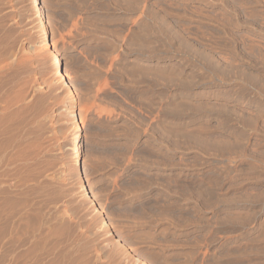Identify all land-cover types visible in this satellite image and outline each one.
<instances>
[{"label": "rangeland", "instance_id": "374dc122", "mask_svg": "<svg viewBox=\"0 0 264 264\" xmlns=\"http://www.w3.org/2000/svg\"><path fill=\"white\" fill-rule=\"evenodd\" d=\"M53 1V5H55L54 14L46 16L48 26L50 25L49 27H51L49 28V30L51 32L53 31L52 33L49 31V38L51 39H49L50 44L51 46L61 45L62 47L64 45V48L73 50L76 53L75 59L78 64V67L74 66L72 68H67V72H69L67 74L69 75L68 77L73 80V84L75 83L73 85V87L75 86V88H72V94L74 96L72 94L67 95L72 96V98L76 102V112L78 113L77 116L79 124L84 129L90 128L88 127V124H90L91 121H93V124L96 125L95 128H93L94 126H92L89 130L85 129L86 133L88 132L87 134H85L87 135L86 137L88 138V141H91V146L95 145L92 147V150H97V153L95 152V154L94 151L89 152L90 155H88L86 159V163L88 162V165H86V174L88 175V179H90L91 181L99 180L102 182H100L99 189L96 188L94 190V194L96 196V202L98 203L97 205L101 207V210H103L102 213L105 217V220L110 222L111 220H113V218L118 220L119 218L121 219L124 216L123 218L126 219L124 224L130 225L129 223L132 222L131 226L132 224L136 226V221H142L134 219L135 214L138 215L139 213L143 215L145 214V216L162 211H170V213H177L178 215H181L183 211L185 212V214L190 215L200 213L206 214V223H203V225L205 226L203 228L205 229V231L207 230L210 232H205L208 236L207 239L202 236V245H200L198 249L196 248L197 252H199V254H196V256H200L205 259V262H202L203 264H221V261L222 264H264V239H258V242L257 238L254 236L258 234V231L255 232V228L259 227L260 222H264V122H262L261 120L262 124H259L257 126L258 129L257 127L254 129L250 128V126H248L247 124L250 120L251 114L253 112L255 113L254 109H248V111H246V109L242 110L238 107L234 108L227 103L229 102V100L226 99L227 97H211L213 95L214 89L222 88L225 90L229 88L225 91H229L230 94L233 93L232 95H238L239 97H244L245 99L248 98L249 100H254L256 102L259 101L258 103L261 102L262 105H264V91L261 85L262 83H264V0H155L150 11L149 9L147 10V8L144 6L142 8L140 7V9L135 11V13L134 10H131V8H129L125 3L123 4L121 0ZM86 6L89 9H87ZM94 14L96 16H94ZM99 15L101 18L97 17ZM155 16H158V18ZM92 17L94 21L92 20ZM104 18H106V20ZM49 19L51 20V22ZM59 19L62 21H60ZM90 21L92 23H96L97 26L92 24ZM89 25L91 26L89 27ZM113 25L114 27H112ZM190 25L194 27H191ZM99 26H104V28L102 29ZM107 26L110 28H108ZM133 28H136L135 30L140 29L137 33H140L141 35H136ZM114 29H117L116 32L114 31ZM104 32H106L107 35ZM175 32H177V34H175ZM52 36L54 37L52 38ZM122 36H125V40ZM132 37H134V42H143L145 43V46L140 48L139 45L135 43H132V47L129 46L128 40ZM88 40L92 41V45H94V48L96 46L97 47L95 49L93 48V46L91 48L87 47L88 49H82L83 47L82 45H80V42ZM180 40L186 41V43L190 45V48L182 45ZM32 43L34 42L31 41L30 43L29 41V43L26 45L28 49L26 50V52H29V49L32 48L30 49L31 53H26L31 57L34 54L39 53V51H41L42 49L39 43ZM35 46L40 47V49L36 48ZM80 48L82 50H80ZM107 49H110L109 52ZM199 51L206 53V55L208 54V56L203 57L199 54ZM158 54L182 56L186 55L185 57L189 61L191 60L190 62L193 66L195 64V67H197V69H204V71L206 72V76L204 77L206 81L202 79L205 82L200 84L201 87H199V91L203 89L201 93L206 92L208 96H205L203 98H194L195 100L192 99L191 101H194L193 103H195L196 107V103H201L200 105L205 107L200 106L196 108L195 105H192L193 107H190L187 110V114L186 112H184V114H176L174 110H171L174 108H172L173 105H170L169 98L172 95L171 91L173 88L178 87L180 90H182L184 88L183 86L181 87V85L173 82L167 83L162 80H154V78L150 77L149 75L145 76L139 74L138 72L136 73L134 70H131L128 67H124V64L128 63L127 59L129 58L137 57L141 60L144 57L148 58V56L150 55ZM240 68L241 70H239ZM249 69H251L252 71ZM48 74L50 73L43 74L44 76H42V82H38L41 83L42 86H44L43 89H47L50 84H54V81H51V74ZM250 74L255 76L252 77ZM256 77L257 79H255ZM80 79L82 80V82L80 81ZM44 80L47 81V84ZM195 81L196 80L194 78V81L189 86L191 91L196 85L194 83ZM38 83L37 86H41V84ZM260 85L261 89L259 88ZM84 90H86L87 92H85ZM56 94L57 92L55 91V94H53V96ZM67 95H64L62 97V100H58H61L60 102L67 101ZM52 99L55 100V98ZM163 100L169 101H166L167 103L165 102L167 105H164L165 103L162 102ZM55 101H50L52 102L50 103V106H52L53 104L55 105V103H60L59 101ZM67 103L68 102H66V104ZM220 106L225 107L220 108ZM236 108H238L240 111L238 112ZM169 110L173 112H170ZM195 110H197V114ZM201 114H203V116ZM217 116L218 118H222L226 124L223 123L224 125H222V123H218ZM204 117L210 119L208 124L209 126H212L207 131H203L201 127L196 128L194 125H190L188 128L185 127L186 130L183 131L184 133L181 132L182 135L181 133L168 135V133L166 134L163 131V128L165 126L168 128L172 127L171 121L174 122L177 120H188L189 122H196L199 126H202L205 124ZM30 118L31 117L29 116L26 117V123L28 121L30 122H28L29 125L26 124L24 126L23 132L27 133V131L33 127V124H30L32 123ZM242 121L243 123L245 122V124H243ZM104 124L106 126L107 132L104 128V133L102 131V133L98 131V134L96 128H98V126L103 128L105 127ZM72 127L73 126L65 128L66 130H60V128H57V131L60 130L61 132H54V134H57L55 136L53 133H50L52 138L49 135L50 138L48 137V146L46 145L47 143L45 145L46 149L48 147V151L53 148L48 152L51 156H57L60 154L62 146L64 147V145L67 144L65 143V141L67 142V139L74 131V128ZM228 127L230 129H228ZM178 128L179 127H173V130H176ZM95 131L97 133H95ZM29 132L30 131H28V133ZM191 132L199 133L203 136L206 135L207 137L209 136V139H207L210 142H215V138H224V136L225 138L230 139L232 142H236L235 137L238 136L237 134H240L242 132L245 136L242 141H245V138H248V141L247 145L242 141L241 144L244 143L245 145L242 146L244 147V149H247L245 150L244 155H233L231 157H227L226 153L224 154V152H213L212 150H206L205 148H203L202 150V148L199 147L196 143L193 144L191 139L188 137L192 134ZM106 133L109 134L105 137ZM189 133L191 134L189 135ZM143 134L149 140V145L140 146L138 137ZM175 140L177 141L175 142ZM171 141L172 143H170ZM51 144L53 145L51 146ZM49 145L51 148H49ZM109 146L111 148H109ZM101 150L105 152L102 153ZM109 150L111 153H109ZM107 153L109 154L107 155ZM93 154L95 157L93 156ZM151 154L154 155V157H152ZM53 156L50 157V159L52 158L54 160ZM95 166L96 168H100V172H102L96 177H94L92 172V167L94 168ZM217 179H219V182L216 181ZM188 183H190L191 185ZM202 189H204V191ZM201 190L202 192H200ZM209 195H211L210 197L213 198H208ZM200 197L202 198L200 199ZM129 198L135 201L132 206L134 209L131 206H129L130 208H127L128 206L126 207L125 201ZM206 199H209V201ZM210 202L212 203V205L210 204ZM116 205L118 206L117 209ZM126 215L128 216L126 217ZM209 216L213 217L208 218ZM218 217L220 219H218ZM227 218H229V220ZM235 219L238 223L234 222ZM240 219L246 220L245 223H243L244 220L242 221ZM261 224L263 226L260 227H264V223ZM144 228L150 229V227ZM252 228L253 231L251 235L245 238V236L247 235H245V233L252 230ZM262 229L264 232V228ZM218 236L220 237L218 238ZM229 236L238 238L236 242V248L233 249H237L235 251L238 252L241 257L238 256V253H236L235 255H230L228 257L224 254V256L219 254L214 255L211 249H209V247L207 248L206 246L208 239L210 241L212 239L213 243L220 241L221 237L222 239H224L225 237ZM213 238L215 241L213 240ZM251 238H254V241ZM249 243H251V246ZM257 243L259 244L256 245ZM248 244L249 247L247 246ZM192 245L193 244L185 245V251L194 252L193 248H191ZM260 250L263 251L261 252ZM241 251H245V253L242 254ZM205 254H207L206 257ZM209 257L210 260L208 259Z\"/></svg>", "mask_w": 264, "mask_h": 264}, {"label": "bare ground", "instance_id": "6f19581e", "mask_svg": "<svg viewBox=\"0 0 264 264\" xmlns=\"http://www.w3.org/2000/svg\"><path fill=\"white\" fill-rule=\"evenodd\" d=\"M59 1H61V0H59ZM121 1L123 2V4L125 3L129 8H131V10H134V13H135V11L139 10L140 7L142 8L144 6L147 8V10L149 9V11H150L152 9L153 3L155 2V0L154 1H152V0H121ZM53 3H54L53 0H0V262H1L0 264H3V262H4V264H203L205 262L204 261L205 259L203 257L196 256V254L197 255L199 254V252H197L196 248L198 249L200 247V245H202L201 241L203 242V239L201 237L204 236L205 239H207L208 236L206 233L210 232L207 230H206L207 231L206 232L205 229L203 228V227H205L203 225V223L206 221L205 218H207L206 214L200 213V214L190 215V214H185V212L183 211L184 214L182 213L181 215H178L177 213H170V211H162V212H157V213L155 212L153 214H148L147 216H145V214L143 215L141 213H139V214L137 213L138 215H136V214H135V216L133 215L135 217L134 219H136V220L138 219V220H142V221H140V222L136 221L137 223L134 221L136 226L133 224L131 226V223H132L131 220H130L131 223H129L130 225L124 224L126 221V219L123 218L124 216L122 217L123 219L119 218L118 220L113 218V220H111L110 222L105 220V217L102 213L103 210H101L100 209L101 207H99L97 205L98 203L96 202V196L94 194L95 193L94 190L96 188L99 189L101 181H99V180H97V181L92 180L91 181L90 179H88V175L86 174V172H87L86 171V169H87L86 165H88L87 164L88 162L86 163V159H87L88 155H90L89 152L94 151V154H95V152L97 151V150H92L93 149L92 147L95 145L91 146V144H90L91 141H88V138L86 137L87 136L86 134L88 133V132L86 133V130L91 129L92 126H94L93 128H95L96 125H94L93 124L94 122L91 121L90 122L91 125L88 124L89 125L88 127H90V128H85L86 129L85 130L79 124V120H78V116H77L78 113L76 112V109H77L76 102L72 98V96H68V95L72 94V88H75V86L73 87V85L75 83L73 84V80L68 77L69 75H67V74L69 72H67V68H69V67L72 68L74 66H77L78 64H77V61L75 59L76 53L73 50L64 48L65 47L64 45L62 47L61 45L51 46V44H50V41H49V39H50L49 38V31L50 30H49V28H51V27H49L50 25L48 26V21L46 19V16L54 14L55 5H53ZM63 3H64V1H63ZM156 3H158V2H156ZM126 5H124V6H126ZM80 6H81V3H80ZM66 8H67V6H66ZM86 8H87V6H86ZM87 9H89V8H87ZM70 14H72V13H70ZM94 16H96V15L94 14ZM97 17L99 18L100 15ZM155 17L158 18V16H155ZM98 18H97V20H98ZM104 19L106 20V18H104ZM90 20H91V18H90ZM92 20H93V17H92ZM60 21H62V20H60ZM50 22H51V20H50ZM234 22H236V21H234ZM92 24L97 26L96 23H92ZM91 25H89V27ZM101 26H99V27H101ZM118 26H120V25H118ZM127 26H129V25H127ZM127 26H126V29H127ZM112 27H114V25ZM191 27H194V26H191ZM101 28L103 29L104 26ZM108 28H110V27H108ZM133 29H134V32L136 33V35L140 34V33H137L140 29H138V30H135L136 28H133ZM145 29H146V26H145ZM116 30L114 29L115 32H116ZM110 31H112V30H110ZM120 31H118V32H120ZM180 31H181V29H180ZM94 32H96V31H94ZM54 33H55V31H54ZM104 33L106 34V32H104ZM167 33H166V35H167ZM148 34H149V32H148ZM175 34H177V32H175ZM53 37L54 36H52V38ZM134 37H132L128 40L129 43L126 41L129 44V46H131L132 43L138 44L140 48L145 46L144 45L145 43H143V42H134ZM124 40H125V38H124ZM29 41H30V43H31V41L34 43L37 42L42 47L41 51H39V53L34 54L32 57L26 54V53H31L30 49H32V48L28 47V48H30L29 52L28 51L26 52V50H28L26 45L29 43ZM107 41H108V39H107ZM180 41H181L182 45H184L187 48H190V45L188 43H186V41H184V40H180ZM34 43H32V44H34ZM80 45H82V47H83L82 49L87 48V47L91 48L92 46L94 48V45H92V41H89V40L88 41H81ZM124 45H126V44H124ZM95 46H96V44H95ZM157 46H159V45H157ZM113 47H115V46H113ZM36 48L40 49V47H36ZM82 49L80 48V50H82ZM109 50H108V52H109ZM33 52H36V51H33ZM33 52H32V54H33ZM112 52H113V50H112ZM199 54L202 55L203 57L208 56V54L206 55V53H203L202 51H199ZM185 56L184 55L182 56V55L158 54V55H150V56H148V58L144 57L141 60L137 57L129 58V59H127L128 63H125L124 67H126V68L128 67L129 69L134 70L136 73L138 72L139 74H142L145 76L149 75L150 77H153L154 80H156V79L162 80V81H165L167 83L173 82V83H177V84L181 85V87L183 86L184 88L182 90H180L178 87L173 88L171 91L172 95L171 96L168 95V96H170V98H169L170 102L168 100H166V101H168L170 103V105H173L172 108H174V109H171V110H174V112L176 114H184V112H186V114H187V110L190 107H193L192 105H195V103H193L194 101H191L192 99L203 98V97L208 96V95L206 92L201 93V91L203 89L201 91H199V87H201L200 84H202L206 81V79L204 78L206 76V72L204 71V69L203 70H201V68L197 69V67H195V64L193 66L192 63L190 62L191 60L189 61ZM199 60H200V58H199ZM203 61H204V59H203ZM239 70H241V68ZM249 70H251V69H249ZM47 73L51 74V76H52L51 81H54L53 82L54 84H52V85L48 84L49 85L48 88L43 89L44 86H42V84L38 83V82L39 81L42 82V76H44L43 74H47ZM50 74H48V75H50ZM248 75H249V73H248ZM128 76H129V74H128ZM251 76L254 77L255 75L254 76L251 75ZM259 76H260V74H259ZM134 77H135V75H134ZM137 77H139V76H137ZM194 78L196 80L194 82L196 85L193 87V89L191 91L189 86L194 81ZM202 79L205 81H203ZM232 79H234V78H232ZM251 79H254V78H251ZM255 79H257V77ZM44 81H46V80H44ZM80 81L82 82L81 79H80ZM247 81H248V79H247ZM37 83L41 84L42 87L39 85L37 86ZM259 83H262V82H259ZM46 84H47V81H46ZM46 84H45V86H46ZM261 85H262L263 91H264V83H262ZM261 85L259 87L260 89H261ZM84 88H86V87H84ZM247 88H248V86H247ZM257 88H258V86H257ZM227 89H229V88H227ZM227 89H225V90H227ZM225 90L222 88H216L213 90V95L211 97H213V96H215V97H219V96L227 97L226 99L229 100V102H227V103L229 105L233 106L234 108L238 107L239 109H242V110L246 109V111H248V109H250V110L254 109L255 113L253 111H252L253 112L252 114L250 113L251 117H250V120L248 121V124H247L248 126H250V128L254 129L259 124H262L261 120H262V122H264V105H262L261 102L258 103L259 101L256 102L254 100H249L248 98L245 99L244 97H239L238 95H232L233 93L230 94L229 91H225ZM55 91L57 92V94L53 96V94H55ZM78 91H79V89H78ZM84 91L87 92L86 90H84ZM81 92H83V91H81ZM161 93H163V92H161ZM64 95L68 96L67 101L60 102ZM226 95H228V96H226ZM82 96H84V95H82ZM168 96H164V97H168ZM85 97H87V96H85ZM52 98H55V100L57 102L59 101L58 99H61L59 101L60 103H57V104L55 103V105L51 104L52 106H50V103H52L50 101H52V100L55 101ZM166 101L163 100L162 102L165 103ZM211 101H210V103H211ZM66 102H68V103L66 104ZM147 102H148V100H147ZM142 103H143V101H142ZM166 103L164 105H167ZM210 103H207V104H210ZM196 104H197V107L202 106V105H200L201 103H199V104L196 103ZM195 107H196V105H195ZM202 107H205V106H202ZM224 107L225 106H220V108H224ZM169 108H171V107H169ZM238 108H236V109L239 112L240 110ZM236 109H234V110H236ZM171 110H169V111L173 112ZM197 110H195L196 114H197ZM249 112H251V111H249ZM26 114H28V115H26ZM235 114H237V113H235ZM201 115L203 116V114H201ZM27 116L31 117L30 119H31L32 123H30V124H33V127L30 130H28L30 132L28 133V131H27L28 134L26 132H23L24 126L26 124H28V122H30V121H28L26 123V121H27L26 117ZM205 117H207V116H205ZM173 118H175V117H173ZM217 119H218L217 120L218 123H222V125H224L223 123H225V122L222 118H220V117L218 118V116H217ZM192 120H195V119H192ZM187 121H184V120H182V121L177 120L174 122L171 121L172 127L168 128L165 126L163 128V131L166 134L168 133V135L169 134L173 135V134H178V133L185 131L186 128H188L190 125H194L196 128L201 127V129L203 131L204 130L207 131L208 129H210V127H212V126H209V124H208L210 121V119H208V118L204 119L205 124L204 125L201 124L202 126H199L196 122H189V121L187 122ZM80 122H81V120H80ZM242 123H243V121H242ZM243 124H245V122ZM71 126H73L72 128H74V131L72 132L71 136H69V138L67 139V142L65 141V143H67V144H65L64 147L62 146L61 152L59 150V152H60V154L58 153L59 155H57V156L52 155L54 157V160L52 158L50 159V157H52V156L48 152L50 150H52L53 148L50 149L49 151H48V147L46 149V145L48 146V139L51 136L50 133L54 134V132L57 131V128L58 129L60 128V130H63L65 128H68ZM104 126H105V124H104ZM194 126H193V128H194ZM173 127H179V128L176 130H173ZM104 128L106 130V126L103 128L98 126V128H96L97 130L96 129L95 130L97 132L99 131L100 133H102ZM224 129H226V128H224ZM228 129H230V128L228 127ZM257 129H258V127H257ZM59 131H57V132L59 133ZM92 131H93V129H92ZM96 131H95V133H97ZM99 132H98V134H99ZM106 132H107V130H106ZM56 133L54 134V136L57 135ZM191 133H189V135ZM193 133L190 136H188V135H185V136H188L191 139V141L193 142V144L196 143L199 147L202 148V150H203V148H205L206 150H212L213 152L214 151H218V152H222V153L224 152V154L226 153L227 157H231L233 155H236V156L240 155V154L244 155L245 150L247 149L246 147H245L246 149H244L243 146L245 144L247 145L248 138H245V141L244 140L242 141V139L245 137L243 133H242L243 135L241 133L237 134L238 136L235 137L236 142H232L230 139L225 138V136H224V138H218V136H217L218 139H216L214 137L215 142H210L208 140L209 136L207 137L205 134H204L205 136H203L202 134H199V133H194V134ZM108 134L107 133H106V135L104 134L105 137ZM181 135H182V133H181ZM51 138H52V136H51ZM210 139H213V138H210ZM176 141L177 140H175V142ZM241 141L244 142L245 144L244 143L241 144L242 143ZM103 142H105V141H103ZM138 142L140 143V146L141 145L142 146L143 145H149V140L146 138V136L144 134L140 135L138 137ZM182 142H184V141H182ZM189 142H190V140H189ZM50 143H51V141H50ZM170 143H172V141ZM254 143H256V142H254ZM104 144H106V143H104ZM109 144H111V143H109ZM52 145L53 144H51V146ZM62 145H63V143H62ZM177 145H178V143H177ZM262 145H263V143H262ZM49 148H51L50 145H49ZM109 148H111V147L109 146ZM118 151H119V149H118ZM103 152H105V151H102V153ZM109 153H111L110 150H109ZM109 153H107V155ZM94 154H93V156H94ZM117 154H118V152H117ZM243 155H241V156H243ZM104 157H105V155H104ZM152 157H154V155H152ZM56 159H57V161H56ZM62 160H63V162H62ZM92 169H93L92 172H93L94 177H96L102 173V172H100L101 169L98 167L96 168V166L94 168L92 167ZM261 179H263V178H261ZM218 180L219 179H217L216 181L219 182ZM222 180H224V179H222ZM130 181H131V179H130ZM130 184H131V182H130ZM188 184H190V183H188ZM210 188H211V186H210ZM216 188H214V189H216ZM202 190L204 191V189H202ZM202 190L200 192H202ZM205 193H206V189H205ZM207 193H209V192H207ZM97 195H99V194H97ZM200 195H201V193H200ZM210 196L211 195H209L208 198H213ZM104 197H105V195H104ZM201 198L202 197H200V199ZM115 199H114V201H115ZM206 200L209 201V199H206ZM208 201H206V202H208ZM125 203H126V207L128 206L127 208H130L129 206L132 207L133 204L135 203V201H133L132 199L129 198L128 200L125 201ZM210 204L212 205L211 202H210ZM101 205H103V204H101ZM117 205H119V204H117ZM117 208H118V206L116 207V209ZM124 210H125V208H124ZM152 212H154V211H152ZM114 213H115V211H114ZM124 213H125V211H124ZM133 213H134V211H133ZM128 215H126V217ZM133 216H132V218H133ZM210 217H213V216H209L208 218H210ZM228 217H230V216H228ZM218 219H220V218L218 217ZM227 219L229 220V218H227ZM128 220H129V218H128ZM208 220H210V219H208ZM230 220H233V219H230ZM235 220H234V222H237V220L236 221ZM240 220H242V219H240ZM216 221H217V219H216ZM221 221H223V220H221ZM245 221L246 220H244L243 223H245ZM261 223H264V222H260L259 227L255 228V232L258 231L257 232L258 234L254 235L257 238V241H258V239H262V240L264 239V232L262 229L264 227H260V226H263ZM144 227H146V228L150 227V229H145ZM202 228H203V230H202ZM241 230H242V228H241ZM252 231H253V228H252V230L247 231V233H245V235L247 234L245 236V238H247L249 235H251ZM229 235H232V234H229ZM194 237H196V238H194ZM219 237L220 236H218V238ZM214 238H215V236H214ZM214 238H213V240H214ZM235 238L236 237H230L229 236V237H225L224 239H222V237H221L220 241L213 242V243H212V239H211V241L208 239L206 246H207V248L209 247V249H211V251L214 253V255H216V254H219L222 256L227 255V257H228L230 255H235L236 253H238L235 251L237 249H233V248H236V242L238 240V238H236V239ZM251 239L253 240L254 238H251ZM262 240H260V241H262ZM249 242H251V241H249ZM187 244H193L191 246V248H193L194 252H192V251L186 252L185 251V249H186L185 245H187ZM249 244L251 246V243H249ZM249 244L247 245L248 247H249ZM258 244L259 243H257L256 245H258ZM252 248H254V247H252ZM258 249H260V248H258ZM252 250H254V249H252ZM198 251H200V250H198ZM251 252H253V251H251ZM241 253L243 254V253H245V251H241ZM206 255L207 254H205V257H206ZM238 256H240L239 253H238ZM231 258H232V256H231ZM208 259L210 260V257ZM227 261H229V260H227ZM231 262H232V260H231ZM263 262H264V260H263ZM213 263H215V262H213ZM250 263H251V261H250ZM221 264H222V261H221Z\"/></svg>", "mask_w": 264, "mask_h": 264}]
</instances>
